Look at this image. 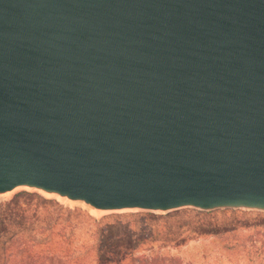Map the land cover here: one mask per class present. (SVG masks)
<instances>
[{"label":"water","instance_id":"95a60500","mask_svg":"<svg viewBox=\"0 0 264 264\" xmlns=\"http://www.w3.org/2000/svg\"><path fill=\"white\" fill-rule=\"evenodd\" d=\"M264 212V0H0V197Z\"/></svg>","mask_w":264,"mask_h":264},{"label":"trees","instance_id":"16d2710c","mask_svg":"<svg viewBox=\"0 0 264 264\" xmlns=\"http://www.w3.org/2000/svg\"><path fill=\"white\" fill-rule=\"evenodd\" d=\"M97 219L80 208H70L56 199L22 192L11 200L0 201V264H101L103 246L102 225ZM177 226H169L191 237H204L213 230L212 223L197 216L182 215ZM89 228L87 238L74 240L78 229ZM230 238L246 232L243 247L250 260L264 259V213L227 229ZM73 238V239H72ZM176 243L181 238L173 240ZM168 243V241H165ZM137 264H182L177 258L160 256L136 257Z\"/></svg>","mask_w":264,"mask_h":264},{"label":"rangeland","instance_id":"374dc122","mask_svg":"<svg viewBox=\"0 0 264 264\" xmlns=\"http://www.w3.org/2000/svg\"><path fill=\"white\" fill-rule=\"evenodd\" d=\"M24 191L40 194L47 199H56L72 209L80 208L99 220L105 218L102 225L104 234L101 264H137L135 258L142 256L177 258L182 264H264V259L252 261L247 257L242 245V237H246V232L240 233L237 238L241 240L235 241L230 238V234L239 231H227L234 225L255 218L258 213H264L262 211L233 208L205 211L189 207L168 213L143 210L96 213L82 203L68 202L26 188H18L0 197V201L11 200ZM182 215L197 216L212 223L214 229L204 237H191L181 233V241L176 243L173 240L179 238L172 235V232L178 234L179 231L173 228L170 234L168 227H176V222ZM78 230L74 240L87 238L90 231L87 226Z\"/></svg>","mask_w":264,"mask_h":264}]
</instances>
